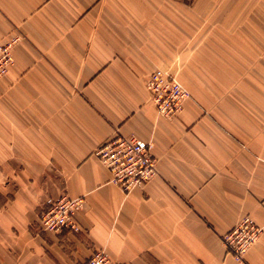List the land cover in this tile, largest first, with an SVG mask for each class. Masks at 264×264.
<instances>
[{
    "label": "crops",
    "instance_id": "1",
    "mask_svg": "<svg viewBox=\"0 0 264 264\" xmlns=\"http://www.w3.org/2000/svg\"><path fill=\"white\" fill-rule=\"evenodd\" d=\"M187 1L0 0V47L14 41L0 79V264H86L97 250L115 264H264V91H195L181 71L189 96L167 118L146 87L179 70L180 52L211 50L197 35L216 19L257 34L264 0ZM115 134L157 161L129 193L96 156ZM63 195L82 199L81 230L43 232ZM245 218L263 232L238 261L223 237Z\"/></svg>",
    "mask_w": 264,
    "mask_h": 264
},
{
    "label": "built area",
    "instance_id": "2",
    "mask_svg": "<svg viewBox=\"0 0 264 264\" xmlns=\"http://www.w3.org/2000/svg\"><path fill=\"white\" fill-rule=\"evenodd\" d=\"M14 41L0 47V79L13 63L12 47ZM151 100L159 113L167 118L177 116L188 98L187 90L177 78L164 70L152 72L146 82ZM96 156L109 170L111 183L125 193L150 183L158 174L157 161L152 153V145L135 137L115 134L96 151ZM83 201L63 195L52 200L39 216V226L43 232L59 233L63 230L79 232L77 213ZM263 229L251 219L245 218L223 237L228 252L238 261L253 245ZM86 264H115L106 252L95 251Z\"/></svg>",
    "mask_w": 264,
    "mask_h": 264
},
{
    "label": "rangeland",
    "instance_id": "3",
    "mask_svg": "<svg viewBox=\"0 0 264 264\" xmlns=\"http://www.w3.org/2000/svg\"><path fill=\"white\" fill-rule=\"evenodd\" d=\"M188 0L185 9L197 10L198 2ZM185 3V2H184ZM188 5L191 6H186ZM183 5V4H182ZM257 34H241L240 24L233 19H216V33L197 35L199 39H210L211 50L185 52L179 70L173 72L180 81L181 71L186 72L187 84L195 91L241 90L264 91V2H259ZM244 21V20H243ZM202 22V20H201ZM245 25V22H244ZM207 40V39H206ZM208 41V40H207ZM184 76V75H183Z\"/></svg>",
    "mask_w": 264,
    "mask_h": 264
}]
</instances>
